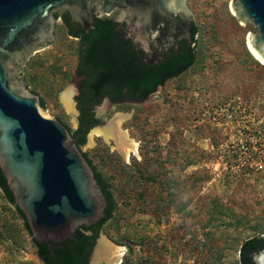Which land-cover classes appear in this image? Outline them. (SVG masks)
<instances>
[{
  "label": "rangeland",
  "instance_id": "rangeland-1",
  "mask_svg": "<svg viewBox=\"0 0 264 264\" xmlns=\"http://www.w3.org/2000/svg\"><path fill=\"white\" fill-rule=\"evenodd\" d=\"M230 1L186 0L197 27L188 71L142 103L93 108L99 124L80 151L110 186L116 210L99 236L122 248L120 264H238L241 243L264 237V65L246 42L257 28L240 23ZM64 13L54 12V40L29 58L23 81L46 117L74 133L77 40L62 24ZM66 91L71 112L61 100ZM116 113L129 114L121 126L136 153L127 160L90 138ZM0 264H43L1 190Z\"/></svg>",
  "mask_w": 264,
  "mask_h": 264
},
{
  "label": "water",
  "instance_id": "water-1",
  "mask_svg": "<svg viewBox=\"0 0 264 264\" xmlns=\"http://www.w3.org/2000/svg\"><path fill=\"white\" fill-rule=\"evenodd\" d=\"M61 7L83 32L95 17L118 11L116 29L124 28L125 38L144 53L147 64L177 50L181 39L189 42L193 22L186 0H0V170L37 242L70 238L80 226L101 219L106 206L76 138L58 120L46 117L39 97L23 81L29 58L53 42L54 12ZM230 9L240 23L257 28L246 41L264 63V0H231ZM251 260L264 264V249L252 253Z\"/></svg>",
  "mask_w": 264,
  "mask_h": 264
},
{
  "label": "trees",
  "instance_id": "trees-1",
  "mask_svg": "<svg viewBox=\"0 0 264 264\" xmlns=\"http://www.w3.org/2000/svg\"><path fill=\"white\" fill-rule=\"evenodd\" d=\"M56 17V14H54ZM62 24L68 36L78 38L76 51L75 75L82 77L79 92L74 100L79 113L78 128L74 133L65 128L71 137L76 138V146L85 142L87 132L99 124L93 114V108L98 106L104 97L113 104L128 101L144 102L150 95L163 87L168 81L181 76L188 71L196 61L195 36L197 27L194 22L189 24L190 41L181 40L177 43V50L161 55L158 63L147 64L144 53L132 47L130 40L125 38L123 28H118L111 17L94 19L89 31L83 32L79 26L70 24L67 15L61 16ZM40 106L44 103L40 99ZM93 170L94 177L104 195L106 206L104 215L95 224L80 226L74 234L62 242H37L31 237L30 230L22 212L16 207L26 232L31 237L35 253L43 264H88L95 241L102 227L113 217L116 205L110 186L96 170L92 161L82 153ZM0 190L5 199L12 205L13 197L6 180L0 170ZM258 249H264V237H251L243 241L238 249V264H253L250 254Z\"/></svg>",
  "mask_w": 264,
  "mask_h": 264
},
{
  "label": "bare ground",
  "instance_id": "bare-ground-1",
  "mask_svg": "<svg viewBox=\"0 0 264 264\" xmlns=\"http://www.w3.org/2000/svg\"><path fill=\"white\" fill-rule=\"evenodd\" d=\"M247 42V41H246ZM250 54L255 60L264 65V63L251 51L247 44ZM71 91H66L61 95L62 103L67 112L72 111ZM129 118L127 113H116L113 119L103 127L94 128L91 136H98L110 145L113 151L120 154L125 160L131 154L136 153V144L129 137L128 133L122 129V123ZM122 248L101 237L95 250V256L91 264H120L122 258Z\"/></svg>",
  "mask_w": 264,
  "mask_h": 264
},
{
  "label": "flooded vegetation",
  "instance_id": "flooded-vegetation-1",
  "mask_svg": "<svg viewBox=\"0 0 264 264\" xmlns=\"http://www.w3.org/2000/svg\"><path fill=\"white\" fill-rule=\"evenodd\" d=\"M65 14L67 15V17H68V21L70 22V24H72V25H75V26H79L80 27V25H78V24H76V23H74L73 21H72V19H71V17L68 15V13H66L65 12ZM119 28H123V27H119ZM80 29H81V27H80ZM123 30H124V28H123ZM125 31V30H124ZM76 39V38H75ZM77 41L79 40L78 38L76 39ZM181 40H186V39H181ZM180 40V41H181ZM187 41V40H186ZM132 47L137 51L138 50V48L137 47H135V46H133L132 45ZM75 77L77 78V84H76V91H77V94H78V92H79V84H80V81H81V79H82V77H78V76H76L75 75ZM105 99H107V101L106 102H109L110 104H113L111 101H109V99L107 98V97H104V99L102 100V101H105ZM128 102H131V103H135V102H133V101H128ZM81 136V133H79L77 136H76V138H78V137H80ZM259 250V249H258ZM257 251V250H256ZM255 252V251H254ZM253 252V253H254ZM252 254V253H251ZM251 254H250V257H251Z\"/></svg>",
  "mask_w": 264,
  "mask_h": 264
}]
</instances>
